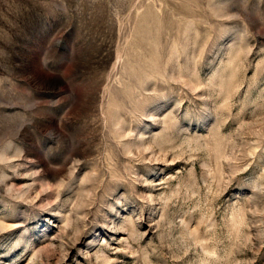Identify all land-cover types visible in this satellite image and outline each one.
Segmentation results:
<instances>
[{
  "label": "rangeland",
  "instance_id": "obj_1",
  "mask_svg": "<svg viewBox=\"0 0 264 264\" xmlns=\"http://www.w3.org/2000/svg\"><path fill=\"white\" fill-rule=\"evenodd\" d=\"M0 264H264V0H0Z\"/></svg>",
  "mask_w": 264,
  "mask_h": 264
}]
</instances>
